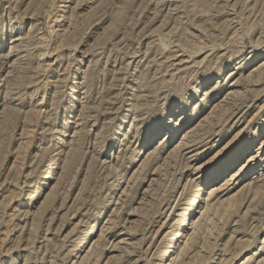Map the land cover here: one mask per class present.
Instances as JSON below:
<instances>
[{
  "label": "rangeland",
  "instance_id": "374dc122",
  "mask_svg": "<svg viewBox=\"0 0 264 264\" xmlns=\"http://www.w3.org/2000/svg\"><path fill=\"white\" fill-rule=\"evenodd\" d=\"M0 264H264V0H0Z\"/></svg>",
  "mask_w": 264,
  "mask_h": 264
}]
</instances>
